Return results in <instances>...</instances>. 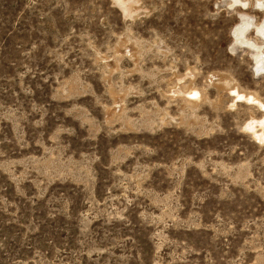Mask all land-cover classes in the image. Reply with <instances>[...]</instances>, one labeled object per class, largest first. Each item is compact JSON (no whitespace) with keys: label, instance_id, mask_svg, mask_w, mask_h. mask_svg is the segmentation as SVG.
<instances>
[{"label":"rangeland","instance_id":"374dc122","mask_svg":"<svg viewBox=\"0 0 264 264\" xmlns=\"http://www.w3.org/2000/svg\"><path fill=\"white\" fill-rule=\"evenodd\" d=\"M263 26L264 0H0V264H264Z\"/></svg>","mask_w":264,"mask_h":264},{"label":"bare ground","instance_id":"6f19581e","mask_svg":"<svg viewBox=\"0 0 264 264\" xmlns=\"http://www.w3.org/2000/svg\"><path fill=\"white\" fill-rule=\"evenodd\" d=\"M242 27L243 26H241L239 29H238V32H239V34L241 35V33H242V31H243V29H242ZM259 34L261 35V36H263L264 37V26L261 28V30H259ZM257 64H258V66H263V64H264V61L260 64V62L258 61L257 62ZM238 95V94H237ZM239 96V95H238ZM242 96V95H241ZM241 98V97H240ZM245 98V97H244ZM249 98V97H248ZM251 99V101L252 102H256V99L255 98H253V97H251L250 98ZM244 101V100H243ZM249 101V100H248ZM258 103V105H259V107H261L263 110H264V104H262V103H260V102H257ZM254 104V103H253ZM261 108H260V110H261ZM263 121L262 122H260V124L258 125L259 126V130H257V124H256V126L252 123V125H251V127L249 128L254 134H255V136L259 139V140H262V141H264V118L262 119Z\"/></svg>","mask_w":264,"mask_h":264}]
</instances>
